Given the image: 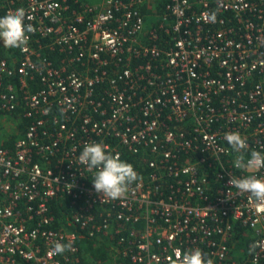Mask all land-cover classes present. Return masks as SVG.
<instances>
[{"label":"built area","instance_id":"obj_1","mask_svg":"<svg viewBox=\"0 0 264 264\" xmlns=\"http://www.w3.org/2000/svg\"><path fill=\"white\" fill-rule=\"evenodd\" d=\"M18 8L34 31L0 42V127L22 126L0 145V264H82L97 235L109 264H244L241 227L236 255L264 264V204L228 183L264 168L236 169L224 139L264 154V0H0V17ZM91 142L141 177L124 198L94 190Z\"/></svg>","mask_w":264,"mask_h":264},{"label":"clouds","instance_id":"obj_2","mask_svg":"<svg viewBox=\"0 0 264 264\" xmlns=\"http://www.w3.org/2000/svg\"><path fill=\"white\" fill-rule=\"evenodd\" d=\"M26 12L18 8L0 17V42L6 48H22L27 44V34L34 31L31 24H25ZM224 139L237 155L233 166L236 169L259 170L264 168V154L253 150L250 157L245 159L243 153L248 149L245 137L238 131L225 134ZM81 164L94 171L92 180L94 190L102 194V199L118 200L124 198L130 186L140 180V176L131 163L106 150L100 142L86 143L78 157ZM242 193H247L249 201L264 204V178L249 175L242 178L230 176L228 181ZM71 248V243L65 245L56 243L55 251L62 254ZM180 264H214L211 258H205L201 249H189L183 253Z\"/></svg>","mask_w":264,"mask_h":264},{"label":"trees","instance_id":"obj_3","mask_svg":"<svg viewBox=\"0 0 264 264\" xmlns=\"http://www.w3.org/2000/svg\"><path fill=\"white\" fill-rule=\"evenodd\" d=\"M150 11L151 10L148 11L147 9V12ZM16 137L17 134L11 135L5 141L1 142L0 145L2 144L3 146H11ZM70 206H71L70 202L68 200H65L64 202H62L61 205L54 206L53 211L59 216L63 214L65 208L69 209ZM253 238L254 235L251 231H249L247 228L241 227L238 234L236 235L233 244V248H232L233 253L236 255L239 252H243V254L246 257L247 252L249 250L248 249L249 243L253 240ZM81 243L84 244V248H82L81 253L84 251L86 246V252H88L94 259L100 261L101 262L100 264L111 263V258H110V254H112L111 249L108 246V244H106L107 243L106 241L100 240L98 238V235L95 236L94 238H84L81 240ZM236 257H238L241 260V262H244V264H250L247 261L245 262V259L243 257L241 258L237 255ZM81 260L83 262L82 264H87V261L83 260V258ZM121 264H132V263L128 259H125L121 261Z\"/></svg>","mask_w":264,"mask_h":264},{"label":"rangeland","instance_id":"obj_4","mask_svg":"<svg viewBox=\"0 0 264 264\" xmlns=\"http://www.w3.org/2000/svg\"><path fill=\"white\" fill-rule=\"evenodd\" d=\"M20 131H22V126L18 125L15 122L9 123L4 128L0 127V143L5 141L11 135H16V134L18 135V132ZM83 255H84L85 260L87 261V264H98L97 262L98 260L94 259L88 252H86V246L83 251Z\"/></svg>","mask_w":264,"mask_h":264},{"label":"crops","instance_id":"obj_5","mask_svg":"<svg viewBox=\"0 0 264 264\" xmlns=\"http://www.w3.org/2000/svg\"><path fill=\"white\" fill-rule=\"evenodd\" d=\"M151 20H153V18H151Z\"/></svg>","mask_w":264,"mask_h":264}]
</instances>
